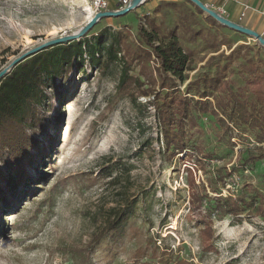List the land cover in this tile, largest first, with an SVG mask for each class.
I'll return each mask as SVG.
<instances>
[{"label":"rangeland","instance_id":"1","mask_svg":"<svg viewBox=\"0 0 264 264\" xmlns=\"http://www.w3.org/2000/svg\"><path fill=\"white\" fill-rule=\"evenodd\" d=\"M185 1L155 10L144 2L101 18L84 34V54L44 90L38 162L0 201V264H264V216L213 217L208 238L191 211L190 184L194 179L209 189L214 170L235 163L228 185L219 183L222 194L247 183L264 198V157L244 162L262 153L264 132L226 101L221 108L222 94L205 82L223 75L234 91L244 88L237 96L251 104L255 96L244 78L250 63L264 71V46L213 24ZM83 2L0 0V71L26 51L79 31L90 20ZM148 14L161 37L176 30L184 49L193 51L184 82L172 84L155 70L154 56L143 58L147 46L138 31L149 28ZM126 74L142 84H123ZM177 91L191 102L184 116L188 145L211 157L167 149L157 106ZM126 199L136 200L135 213L120 231L105 232L110 209Z\"/></svg>","mask_w":264,"mask_h":264},{"label":"trees","instance_id":"2","mask_svg":"<svg viewBox=\"0 0 264 264\" xmlns=\"http://www.w3.org/2000/svg\"><path fill=\"white\" fill-rule=\"evenodd\" d=\"M185 2L192 3L190 0ZM163 4L178 5L177 2L162 1L159 6ZM196 9L198 13H205L198 6ZM191 12L195 14V11ZM146 17L150 20L149 28L141 26L138 31L147 46L141 48L143 58L150 59L154 56L155 70L160 75L165 74L172 84L177 85L176 78L184 82L187 78L186 72L193 70V51L184 49L176 30L171 31L165 38L161 37L158 24L149 14ZM207 18L213 24H218L212 16L208 15ZM85 36L48 47L12 67L0 78V201L7 198L10 190H17L24 181V176L30 172L33 165L37 164L42 147L41 140L36 136L38 133L36 128L40 126L42 120L39 105L45 96L44 90L50 86V83L51 85L55 83L57 75L62 76L65 70H71L74 60L84 54L83 38ZM244 81L255 96L251 104L237 96L239 92H244V88L240 87L234 91L229 78L218 75L205 80L206 84H209L206 87L213 88L222 94L217 98L221 108L222 102L226 101L225 106L231 104L232 112L240 115L252 126H259L264 132V71H260L257 65L250 63V69ZM122 82L129 86L142 84L139 77L128 75ZM143 93L149 95L148 90H144ZM149 104L155 103L150 100ZM190 105L188 98L177 91L172 96L167 95L166 99L157 106V115L164 132L167 149L174 155L188 148L186 154L197 160L203 155L206 158L211 157L212 153H203L200 146L188 145L184 116L188 115ZM208 110L209 107L206 106L203 111ZM212 111L216 112L213 109ZM261 148V154L251 153L244 162L253 165L264 157V148ZM238 166L233 163L230 167L214 170L215 183L211 180L209 189L205 184L198 186L194 179L190 181L191 211L198 216L200 222L205 224L201 233H207L208 238L214 233L213 217L230 215L239 218L246 211L264 216V198L252 185L247 183L241 187L239 185L233 191L230 190L231 187H228L229 193L222 194L219 183L222 184L221 186L228 185V179L238 171ZM210 191L216 195L212 196ZM125 201L127 202L117 204L110 209L105 232L120 231L135 213L136 200L126 199ZM105 232L95 236L92 240L93 245L100 242L101 238L107 234ZM0 238L3 239V237Z\"/></svg>","mask_w":264,"mask_h":264},{"label":"water","instance_id":"3","mask_svg":"<svg viewBox=\"0 0 264 264\" xmlns=\"http://www.w3.org/2000/svg\"><path fill=\"white\" fill-rule=\"evenodd\" d=\"M145 1L146 0H133L131 5H129L128 7H125L124 9H122L120 11L109 10V11H102V12L97 13L79 31L72 33V34H69V35H66V36H63V37L51 39L50 41H47L46 43L41 44V45H39V46L29 50V51H26L25 53H23L19 57L15 58L12 61L10 67L5 68L2 71H0V78L2 76H4L10 70V68L16 66L17 64H19L20 62L24 61L25 59L33 56L34 54L42 51L46 47L53 46L55 44L69 42V41L75 40L77 38H80L87 31H89L101 18L120 16V15L126 14V13L130 12L132 9L139 7ZM190 1L192 3H194L196 6L200 7L205 13H207L208 15L215 18L219 23H221V24H223V25H225V26H227V27H229L235 31L241 32L243 34H246L248 36L255 38L257 41H259L260 44H262L264 46V37H263V35H261L257 31L228 19L227 17H225L224 15H221L215 9L211 8L209 5L204 3L202 0H190Z\"/></svg>","mask_w":264,"mask_h":264},{"label":"crops","instance_id":"4","mask_svg":"<svg viewBox=\"0 0 264 264\" xmlns=\"http://www.w3.org/2000/svg\"><path fill=\"white\" fill-rule=\"evenodd\" d=\"M162 1L179 2L180 0H146V6L156 9ZM216 11L224 10L228 19L249 27L264 37V0H202ZM190 3V2H188ZM243 12L245 15H243ZM219 23V22H218ZM221 24V23H219Z\"/></svg>","mask_w":264,"mask_h":264},{"label":"built area","instance_id":"5","mask_svg":"<svg viewBox=\"0 0 264 264\" xmlns=\"http://www.w3.org/2000/svg\"><path fill=\"white\" fill-rule=\"evenodd\" d=\"M133 0H84V2L89 3L94 15L102 11L115 10L120 11L125 7L131 5ZM221 15H224V10L217 11ZM243 15L245 13L243 12Z\"/></svg>","mask_w":264,"mask_h":264},{"label":"bare ground","instance_id":"6","mask_svg":"<svg viewBox=\"0 0 264 264\" xmlns=\"http://www.w3.org/2000/svg\"><path fill=\"white\" fill-rule=\"evenodd\" d=\"M72 3H75V4H81L84 0H70ZM84 3V2H83ZM88 4V7H87V9H86V15H87V18H88V20L89 19H91L93 16H94V13H93V10H92V8H91V6H90V4L89 3H87Z\"/></svg>","mask_w":264,"mask_h":264}]
</instances>
